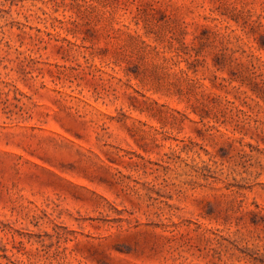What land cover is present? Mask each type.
<instances>
[{
    "label": "rangeland",
    "instance_id": "1",
    "mask_svg": "<svg viewBox=\"0 0 264 264\" xmlns=\"http://www.w3.org/2000/svg\"><path fill=\"white\" fill-rule=\"evenodd\" d=\"M0 264H264V0H0Z\"/></svg>",
    "mask_w": 264,
    "mask_h": 264
}]
</instances>
